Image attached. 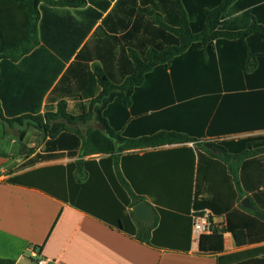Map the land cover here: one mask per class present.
Returning a JSON list of instances; mask_svg holds the SVG:
<instances>
[{
    "label": "trees",
    "instance_id": "trees-1",
    "mask_svg": "<svg viewBox=\"0 0 264 264\" xmlns=\"http://www.w3.org/2000/svg\"><path fill=\"white\" fill-rule=\"evenodd\" d=\"M0 111L48 137L27 165L179 143L153 164L167 181L157 193L136 194L119 173L134 199L115 204L111 226L160 247L182 218L192 238L194 213L210 210L200 251L264 264V245L224 254L227 232L238 246L264 242V133L250 135L264 130V0H0ZM182 160L196 163L194 209L138 221L146 196L180 205Z\"/></svg>",
    "mask_w": 264,
    "mask_h": 264
},
{
    "label": "crops",
    "instance_id": "crops-1",
    "mask_svg": "<svg viewBox=\"0 0 264 264\" xmlns=\"http://www.w3.org/2000/svg\"><path fill=\"white\" fill-rule=\"evenodd\" d=\"M263 133L258 130L238 136ZM45 135L29 119L4 121L0 111V257L15 259V264H38L40 258L47 264H217V255L200 251L183 218L179 219V233L170 226L169 235L160 236V247L111 226L117 218L115 204L134 199L120 175L132 181L136 194L157 193L156 187L167 181L164 171L155 174L153 164H162L166 152L181 146L179 143L128 149L116 154L117 158L98 153L27 165L43 149L48 138ZM182 162L180 205L171 194L160 202L151 196L143 199L155 215L154 222L160 209L179 213L194 209L195 192L187 188L186 181L196 179V163L188 166L192 161ZM77 201L85 202L86 207L72 203ZM212 220L219 227L226 224L224 216L213 215ZM224 239V254L264 245L238 246L231 232L224 234Z\"/></svg>",
    "mask_w": 264,
    "mask_h": 264
},
{
    "label": "built area",
    "instance_id": "built-area-1",
    "mask_svg": "<svg viewBox=\"0 0 264 264\" xmlns=\"http://www.w3.org/2000/svg\"><path fill=\"white\" fill-rule=\"evenodd\" d=\"M211 211L204 210L201 212H195L193 216V233L192 237L196 245H199V238L203 234L210 233L212 228ZM38 264H47V260L44 258L38 259Z\"/></svg>",
    "mask_w": 264,
    "mask_h": 264
},
{
    "label": "water",
    "instance_id": "water-1",
    "mask_svg": "<svg viewBox=\"0 0 264 264\" xmlns=\"http://www.w3.org/2000/svg\"><path fill=\"white\" fill-rule=\"evenodd\" d=\"M56 121H63V119H57ZM67 122V121H66ZM243 203L245 206L250 207V203L248 201V198H244ZM136 218L140 222L145 223H153L155 219V215L150 208L148 202L146 200H143L139 203H137L133 208ZM201 244V238H199V247Z\"/></svg>",
    "mask_w": 264,
    "mask_h": 264
},
{
    "label": "rangeland",
    "instance_id": "rangeland-1",
    "mask_svg": "<svg viewBox=\"0 0 264 264\" xmlns=\"http://www.w3.org/2000/svg\"><path fill=\"white\" fill-rule=\"evenodd\" d=\"M233 70H234V71H232L231 74H227V73L225 74V76H224V80L226 79V77H227V78H231L232 76H234V74H235V69H233ZM30 135H32V134L30 133ZM218 223L221 224L222 222H219V221H218ZM218 223H216V224H218Z\"/></svg>",
    "mask_w": 264,
    "mask_h": 264
}]
</instances>
